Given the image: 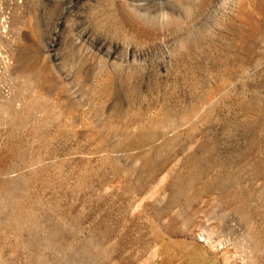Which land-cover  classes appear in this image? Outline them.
<instances>
[{"label":"rangeland","instance_id":"rangeland-1","mask_svg":"<svg viewBox=\"0 0 264 264\" xmlns=\"http://www.w3.org/2000/svg\"><path fill=\"white\" fill-rule=\"evenodd\" d=\"M0 264H264V0H0Z\"/></svg>","mask_w":264,"mask_h":264}]
</instances>
